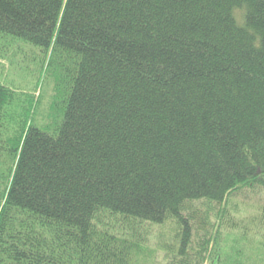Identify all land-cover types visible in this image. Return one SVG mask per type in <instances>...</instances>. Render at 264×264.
<instances>
[{
    "label": "trees",
    "instance_id": "obj_1",
    "mask_svg": "<svg viewBox=\"0 0 264 264\" xmlns=\"http://www.w3.org/2000/svg\"><path fill=\"white\" fill-rule=\"evenodd\" d=\"M244 187L264 188V0H0V264H139L167 222L168 264H252L209 227ZM222 209L264 234V206Z\"/></svg>",
    "mask_w": 264,
    "mask_h": 264
},
{
    "label": "rangeland",
    "instance_id": "obj_2",
    "mask_svg": "<svg viewBox=\"0 0 264 264\" xmlns=\"http://www.w3.org/2000/svg\"><path fill=\"white\" fill-rule=\"evenodd\" d=\"M240 12V9L235 11L237 19ZM4 61L7 65L8 61ZM11 71H14V74L11 75L17 77V74H15L16 70L9 68V72ZM14 80L18 83L17 79ZM194 206V209L198 212L196 215L202 220L201 217L204 215L203 211L207 210L208 207L203 205L200 201L195 202ZM213 206L212 208H208V210H215V214L214 211L210 210L211 224L209 227L212 225L211 230L220 235L218 252H220V254L222 253L224 256L228 249L237 248L240 251L242 250L243 259H246L252 264H264V246L261 248L259 244L260 242H264L263 232L258 233L257 230H250L249 233L246 234L247 237L243 236L240 231L243 225H240L241 228H236V230L230 229L226 225L220 224L219 214H216L223 211L222 208H224L227 209L228 216L230 215L240 222L247 220L252 215L257 214L264 206V188H241L235 191L223 205L214 204ZM198 221L199 220H197V222ZM174 225L175 224L172 222L150 225L149 232L146 234L147 236L144 240L143 250L139 255V264H168L169 258L163 248L165 245L164 243L173 242ZM200 235H202V233ZM201 241L202 238H197L195 245H198ZM210 261L211 260L208 259L205 264H210Z\"/></svg>",
    "mask_w": 264,
    "mask_h": 264
}]
</instances>
